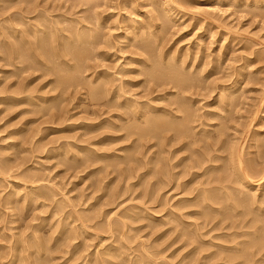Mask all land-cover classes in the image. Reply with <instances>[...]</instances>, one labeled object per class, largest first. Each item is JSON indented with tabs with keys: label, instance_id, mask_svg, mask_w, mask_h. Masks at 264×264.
<instances>
[{
	"label": "rangeland",
	"instance_id": "obj_1",
	"mask_svg": "<svg viewBox=\"0 0 264 264\" xmlns=\"http://www.w3.org/2000/svg\"><path fill=\"white\" fill-rule=\"evenodd\" d=\"M133 27L139 33L125 37L156 40L147 59L155 65L161 51L169 67L176 62L195 78L191 89L115 72L127 67L121 34ZM53 46L70 53L59 62ZM76 49H85L94 72L113 77L112 87L133 77L135 85L111 99L97 87L105 78L91 83L96 76L87 71L54 86L65 64H80L71 55ZM0 54V264L11 254V264H227L234 246L238 254L248 249L251 262L242 264L264 263V0H0ZM131 96L168 109L185 96L197 141L167 160L169 148L190 138L166 147L164 131L140 135L147 115L135 121L119 104ZM120 111L129 117L120 121ZM236 154L247 178L229 166ZM200 157L210 160L193 167ZM232 259L228 264H241Z\"/></svg>",
	"mask_w": 264,
	"mask_h": 264
},
{
	"label": "bare ground",
	"instance_id": "obj_2",
	"mask_svg": "<svg viewBox=\"0 0 264 264\" xmlns=\"http://www.w3.org/2000/svg\"><path fill=\"white\" fill-rule=\"evenodd\" d=\"M100 1V0H99ZM29 2V1H28ZM106 2V1H105ZM95 4H98V2H95ZM28 6V5H27ZM96 6V5H95ZM107 6V5H106ZM158 13V12H157ZM5 14V13H4ZM132 14V13H131ZM130 14V15H131ZM129 15V16H130ZM133 15V14H132ZM98 16V15H97ZM140 17V16H139ZM95 18V17H94ZM97 18V17H96ZM99 18V17H98ZM124 18V17H123ZM157 19V18H156ZM5 20V19H4ZM16 20V19H15ZM131 20V19H130ZM147 20V19H146ZM166 20V19H165ZM12 21V20H11ZM98 21H100V20H98ZM128 21V18H126V19H122V24L120 25V27H121V29L122 28H124L125 26H126V22ZM141 21V20H140ZM164 21V20H163ZM162 21V22H163ZM129 23V22H128ZM164 24H165V22H163ZM141 24H143V23H141ZM146 24V23H145ZM164 24H162V25H164ZM144 25V24H143ZM143 25H140V28L142 29V28H144L143 27ZM88 26V25H87ZM131 27V26H130ZM162 27H165V25L164 26H162ZM134 28V27H133ZM131 29L130 31H128V28H126L127 30L126 31H124V32H122L124 35H122L121 34V38L122 39H124V38H126L125 36L128 34V36L129 35H131V34H129L130 32H132V34H133V32L134 33H137L138 32V30H139V28H138V30H136V28H134V29ZM148 28V27H147ZM149 28H150V26H149ZM125 29V28H124ZM140 29V30H141ZM147 30V29H146ZM164 30V29H163ZM14 31V30H13ZM32 31V30H31ZM59 31V30H58ZM89 31V30H88ZM151 31V30H150ZM57 32V31H56ZM80 32V31H79ZM50 33H51V31H50ZM49 33V34H50ZM60 33V32H59ZM81 33V32H80ZM84 33V32H83ZM83 33H81V35L83 34ZM139 33V32H138ZM76 34H78V33H76ZM90 34V33H89ZM145 34V36H147L146 34L147 33H144ZM143 34V35H144ZM156 34V33H155ZM154 34V35H155ZM161 34V33H160ZM54 35V34H53ZM81 35H79L80 37H81ZM108 35V34H107ZM157 35H158V39L160 38L159 37V34H158V32H157ZM157 35H155V36H157ZM2 36V35H1ZM38 36V35H37ZM51 36V35H50ZM75 36H77V35H75ZM87 36H89V35H87ZM97 36V35H96ZM127 36V37H128ZM136 36V35H135ZM137 36H138V34H137ZM69 37V36H68ZM90 37V36H89ZM119 37H120V35H119ZM124 37V38H123ZM134 37V36H133ZM143 37V36H142ZM153 37V36H152ZM43 38V37H42ZM41 38V39H42ZM92 38V37H91ZM118 38V37H117ZM120 38V39H121ZM156 38V37H155ZM20 39V38H19ZM24 39V38H23ZM39 39V38H38ZM41 39H40V41H41ZM50 39V38H49ZM65 39H67V37L65 38ZM82 39V38H81ZM83 39H85L84 37H83ZM82 39V40H83ZM90 39V38H89ZM94 39V38H93ZM107 39V38H106ZM127 39V41H125V42H127V46H126V43L124 42V46L126 47L125 49L129 52H127L128 53V55L126 56V57H124V60L125 61H123L124 63H122L121 65L122 66H124V65H126L127 67H119L120 69L118 70V68H117V70L118 71H115V72H117V73H124V74H126V75H128V74H130L131 75V73L132 74H135V76H137L138 77V75L140 76L141 74H143L142 76H144L145 77V81L146 82H148V84H149V82L150 83H152V84H154V86H162L163 85V87H164V85H167V84H171L172 86H173V88L175 87V88H177V89H179L180 91H182V92H185V91H188L189 89H191V86H192V84L194 83V79H193V77L191 78V76L190 75H187V74H185V73H183L181 70H176L173 66H174V64H175V66H176V62L173 64V62H172V66L171 67H169L170 65H171V63H168V62H166L165 61V58L166 57H164L162 54H161V51H159V53H157V55H158V58H157V56L155 57V58H157L156 60H157V63L154 65L153 63H151V61H149V59H147V57H146V54L148 53L150 56H152V55H154V53L152 52V50H151V47H152V45H154V42L156 41L155 39V41H153V39H151V40H149L148 39V37H144V38H137V37H135V39L134 38H131V36H130V38L128 37V38H126ZM13 40V39H12ZM16 40H17V38H16ZM52 40H54V36H53V38H52ZM76 40H78L77 38H76ZM81 40V41H82ZM92 40V39H91ZM95 40V39H94ZM21 41H22V39H21ZM24 41V40H23ZM22 41V42H23ZM26 42H27V40H25ZM24 41V42H25ZM51 41V40H50ZM55 41V40H54ZM54 41H53V43H54ZM69 41H71L72 42V40H69ZM74 42H76L75 40H73ZM93 41V40H92ZM153 41V42H152ZM10 42V41H9ZM17 42V41H16ZM15 42V43H16ZM21 42V43H22ZM29 42V41H28ZM38 42H39V40H38ZM70 42V43H71ZM83 42H84V40H83ZM91 42V41H90ZM158 42H160V41H158ZM3 43V42H2ZM31 43V42H30ZM50 43H52V42H50ZM49 43V44H50ZM66 43H67V41H66ZM87 43V42H86ZM121 43V42H120ZM161 43V42H160ZM163 43H164V41H163ZM13 44V43H12ZM26 44V43H25ZM29 44V43H28ZM39 44V43H38ZM63 44V43H62ZM65 44V43H64ZM67 44H69V43H67ZM74 44V43H73ZM73 44H71V45H73ZM79 44H81V42L79 43ZM90 44V43H89ZM93 44V43H92ZM16 45V44H15ZM76 45V44H75ZM97 45V44H96ZM95 45V46H96ZM106 45V44H105ZM129 45H132L134 48L132 49H128V47H129ZM7 46V45H6ZM12 46V45H11ZM25 46V45H24ZM42 46V45H41ZM89 46V45H88ZM92 46V45H91ZM132 46H130V47H132ZM157 46H158V43H157ZM55 46H53V47H50V48H52L53 50H52V52H53V56L54 57H56L57 59L58 58H60V57H62V59H64L63 58V56L64 55H68L70 52H68L67 51V53H61L60 51L61 50H59L58 52L56 51V47L54 48ZM85 47V46H84ZM94 47V46H93ZM123 47V46H122ZM8 48V47H7ZM22 48V47H21ZM37 48H38V46H37ZM48 48H49V46H48ZM159 48V47H158ZM12 49V48H11ZM10 49V50H11ZM24 49V48H23ZM75 49V48H74ZM88 49V48H87ZM91 49V48H90ZM109 49V48H108ZM120 49V48H119ZM123 49V48H122ZM39 50V49H38ZM77 50V49H76ZM83 50H85V49H83ZM83 50H81V51H79V50H77V51H74V54H73V51H71V55H72V58H74L78 63L80 62V64L79 65H77V66H71V63L70 64H65L66 65V68H69V69H67L66 70V72L64 73V74H61L60 75V73L61 72H59V73H56V77H57V74H58V76L60 75V77H57L56 79H54L53 78V85L55 84H61V82H62V84H63V80H65V81H68V80H66V79H70L71 80V78L70 77H72V75L74 74V72L76 73V72H78V73H83V72H87V71H89L90 72V74L91 75H94V76H96V77H94L93 79L91 78V80H90V82L91 83H93V82H96L97 81V79L99 78V76H103V78H105V80L103 79V82H101V83H99V81L98 82H96V83H99L98 85H97V87H99V88H101L102 89V93H103V95H105V96H107L108 97V95H110V97H111V99H113L114 97H116V99H117V97H119V96H121L122 94H125V93H128V90H126V89H124L125 87V85L127 86H129V89H130V87H132V86H134L135 85V80H133L134 79V77L133 78H130V79H128V80H125V81H120L119 79V83L115 86V87H112V85H113V83H111V81H114L112 78L113 77H111V76H109V74H107V73H105L104 71V73L103 72H94V67H96V66H94V65H91V64H88L86 61L84 62V60L86 59V57H87V55H85L84 54V51ZM160 50V49H159ZM8 51V50H7ZM31 51V50H30ZM63 51V50H62ZM155 51V50H154ZM24 52V51H23ZM52 52L51 51H49V53H51L52 54ZM90 52V51H89ZM86 53V52H85ZM24 54V53H23ZM26 54H27V51H26ZM100 54V53H99ZM1 55V54H0ZM20 55V54H19ZM29 55V54H28ZM40 55V54H39ZM50 55V54H49ZM90 55V54H89ZM101 55V54H100ZM102 55H103V53H102ZM9 56V55H8ZM13 56H14V58H16V57H18V53H17V49L16 48H14V52H13ZM24 56V55H23ZM22 56V57H23ZM35 56V55H34ZM33 56V58H35ZM98 56V55H97ZM10 57V56H9ZM43 57V56H42ZM46 57V56H45ZM102 57H104V56H102ZM154 57V56H153ZM90 58V57H89ZM152 58V57H151ZM22 59V58H21ZM25 59H26V56H25ZM46 59V58H45ZM61 59V60H62ZM70 59V58H69ZM172 59V58H171ZM171 59H169V61L171 60ZM9 60V59H8ZM14 60V59H13ZM23 61H24V59H22ZM37 60V59H36ZM38 60H39V58H38ZM37 60V61H38ZM68 60V59H67ZM66 60V61H67ZM71 60V59H70ZM27 61H29V60H27ZM26 61V62H27ZM58 61H59V59H58ZM65 61V62H66ZM14 62V61H13ZM43 62H45V61H43ZM48 62V61H47ZM55 62H56V60H55ZM60 62V61H59ZM58 62V63H59ZM62 62H63V60L61 61V65H62ZM65 62H63V63H65ZM76 62V63H77ZM81 62H83L82 63V65H81ZM154 62H155V59H154ZM183 62V61H182ZM185 62V61H184ZM23 63V62H22ZM21 63V64H22ZM33 63V62H32ZM49 63V62H48ZM7 64V63H6ZM11 64V63H10ZM54 64V63H53ZM60 64V63H59ZM170 64V65H169ZM181 64V63H180ZM193 64V63H192ZM29 65V64H28ZM58 65V64H57ZM56 65V66H57ZM33 66V65H32ZM49 66V65H48ZM64 66V65H63ZM62 66V67H63ZM99 66V65H98ZM182 66H183V63H182ZM190 66V65H189ZM193 66V65H192ZM65 67V66H64ZM54 68V67H53ZM191 68V67H190ZM31 69V68H30ZM57 69H59L60 70V68H56V70ZM55 70V69H54ZM53 70V75H55V71ZM65 70V69H64ZM58 71V70H57ZM61 71V70H60ZM181 71V72H180ZM73 73V74H72ZM193 73V72H192ZM89 74V75H90ZM87 75V74H86ZM111 75V74H110ZM122 75V74H121ZM121 75H120V77H121ZM146 75V76H145ZM76 77H77V74L75 75ZM74 76V77H75ZM129 76V75H128ZM91 77V76H90ZM146 77H147V79H146ZM115 78V77H114ZM62 79V80H61ZM74 79V78H73ZM76 79V78H75ZM89 79V78H88ZM18 80H20V79H18ZM138 79H136V81H137ZM56 82V83H55ZM74 82V81H73ZM142 82V81H141ZM144 82V81H143ZM238 82V81H237ZM66 83V82H65ZM223 83V82H222ZM59 84V85H60ZM77 84V83H76ZM141 84V83H140ZM54 85V86H55ZM73 85V84H72ZM86 85V84H85ZM139 85V84H138ZM170 85V86H171ZM53 86V87H54ZM81 86V85H80ZM128 86H127V88H128ZM226 86V85H225ZM242 86V85H241ZM227 87V86H226ZM226 87H222L221 89L222 90H224V91H226ZM233 87H235V85L233 86ZM156 88V87H155ZM171 88V87H170ZM213 88V87H212ZM79 89V88H78ZM146 89V88H145ZM152 89V88H151ZM193 89V88H192ZM234 89V88H233ZM240 88H238V90H239ZM131 90V89H130ZM174 90V89H173ZM231 90V89H230ZM228 91V92H230V93H228L229 94V96H227L228 98H226V99H229V98H232V96H233V98L236 96L232 91ZM98 91V90H97ZM179 91V92H180ZM192 91V90H191ZM149 92V91H148ZM173 92V91H172ZM223 92V91H222ZM169 93V92H168ZM186 93V92H185ZM223 93H225V92H223ZM233 93V94H232ZM236 93V92H235ZM98 94V93H97ZM149 94V93H148ZM177 94V93H176ZM180 94V93H179ZM178 94V95H179ZM175 95V94H174ZM183 95H185V94H183ZM220 96H224V94H222L221 93V95ZM225 96H226V94H225ZM74 97V96H73ZM132 97V96H131ZM135 97V96H134ZM163 98V97H162ZM220 98V97H219ZM223 98V97H222ZM225 98V97H224ZM233 98L231 99L232 100V102H233ZM110 99V98H109ZM119 99H120V97H119ZM158 99V98H157ZM226 99H225V101H226ZM137 99L136 98H131V100L129 99V98H127V97H125L124 98V103H119L120 105H121V107H123V106H125V108H126V110H130V115H131V117L133 118V120H135V121H139L140 122V120L145 116V115H147V116H145L146 118H145V120H142V121H145L146 122V125H145V127L146 128H144V126L143 127H141L142 129H140L139 127L137 128L138 129V133L140 134V135H144V134H146L147 132L148 133H150V132H158L159 133V131H160V133H162L163 131L165 132V138H166V140H167V145H166V147H169V146H172V145H174V142H176V143H178L179 144V141H183V140H185V139H189L190 138V140H186V141H184V143L183 144H179L180 146L178 147H176V148H174L173 150H167V152H168V155L166 154V159L167 160H170L171 159V156L173 155V154H175L176 156H177V154L176 153H178L179 151H182L183 152V149H187L188 147V145H190V143L192 144V141L193 140H195L194 138H193V136H192V130L195 128V126L193 127L192 126V123L194 122V117H193V112H191V110H188V108H187V98L184 96H182L181 97V99L180 100H176V101H174V102H172V103H175V109H168L167 108V106H163V105H161L162 107H158V106H152V105H149V104H147V102H141V100L140 101H136ZM153 100V99H152ZM113 101V100H112ZM115 101V100H114ZM171 101H173V100H171ZM227 101H229V100H227ZM226 101V102H227ZM136 102V103H135ZM150 102V101H149ZM154 102H155V99H154ZM191 102V101H190ZM231 102V101H230ZM229 102V103H230ZM232 102H231V105H232ZM137 103H142L140 106H135V104H137ZM171 103V104H172ZM152 104V103H151ZM155 104V103H154ZM138 105V104H137ZM158 105V104H157ZM174 105V104H173ZM190 105V104H189ZM142 108H148V114L147 113H144L143 111V109ZM63 109V108H62ZM122 110V109H121ZM61 111V110H60ZM117 111V110H116ZM64 112V111H63ZM128 114H129V112H128ZM161 114V115H160ZM206 114V113H205ZM210 114V113H209ZM55 115V114H54ZM116 117H117V119L119 118V120L121 121V119H124V118H128L129 116H126V112H124V111H120L119 112V114L117 115L116 114ZM115 117V118H116ZM131 118V119H132ZM204 119V118H203ZM207 120V119H206ZM138 122V123H139ZM145 122H141L142 124H145ZM133 123H134V121H133ZM199 123V122H198ZM134 124H136V123H134ZM132 125V124H131ZM137 125V124H136ZM135 125V126H136ZM198 125V124H197ZM199 125H200V123H199ZM202 125V124H201ZM220 125V124H219ZM129 126V125H128ZM133 126V125H132ZM135 126H134V128L133 127H131V128H133L134 129V131L135 130H137V129H135ZM139 126H140V123H139ZM123 129V128H122ZM196 130V129H195ZM205 130V129H204ZM162 131V132H161ZM201 132V131H200ZM205 132H207V131H205ZM218 132V131H217ZM222 132V131H221ZM235 132V131H234ZM138 133H136V134H138ZM170 133H172V134H170ZM163 134V133H162ZM170 134V135H169ZM209 134V133H208ZM220 134V133H219ZM167 135H169L168 136V138H167ZM222 135V134H221ZM132 137V136H131ZM138 137H140V136H138ZM207 138V137H206ZM143 139V138H142ZM205 139V138H204ZM237 140V139H236ZM181 141V142H182ZM195 141H197V140H195ZM163 142V141H162ZM187 144H186V143ZM206 142V141H205ZM140 143V142H139ZM208 143V142H207ZM178 144H176V145H178ZM205 144V143H204ZM206 145V144H205ZM210 144L208 143V145L207 146H209ZM232 146V145H231ZM153 147V146H152ZM165 147V146H164ZM175 147V146H174ZM201 147V146H200ZM223 147V146H222ZM221 147V145H219V147L218 148H222ZM235 147V146H234ZM162 148V147H161ZM190 148V147H189ZM202 148V147H201ZM205 148H206V146H205ZM204 148V149H205ZM208 148V147H207ZM214 148V147H213ZM217 149V148H216ZM227 149V148H226ZM240 149H241V147H240ZM242 149H243V146H242ZM166 150V149H165ZM196 150V149H195ZM195 150H194V152H195ZM201 150V149H200ZM219 150V149H218ZM235 150V149H234ZM198 151V150H197ZM196 151V152H197ZM202 152V151H201ZM218 152V151H217ZM160 153V152H159ZM203 153V152H202ZM228 153V152H227ZM230 153V152H229ZM228 153V154H229ZM233 153H235V152H233ZM232 153V154H233ZM130 154V153H129ZM135 154V153H134ZM155 154V153H154ZM153 154V155H154ZM179 154H180V152H179ZM208 154V153H207ZM210 154H211V152H210ZM231 154V155H232ZM217 155V154H216ZM237 155V157L235 158L234 157V159H233V157H232V159L231 158H229V166H230V168L234 171V173H236L237 175H241V177H243V178H247V175L246 174H248L247 172H246V170L248 169H246L245 170V168L243 167V165H242V160H241V158L239 157L240 156V154L238 155V154H236ZM130 156H132V155H130ZM162 156V155H161ZM175 156V157H176ZM208 156V155H207ZM215 156V155H214ZM232 156H235V155H232ZM135 157V156H134ZM159 157V156H158ZM172 157H174V155L172 156ZM185 157L186 156H181L174 164L177 166V165H179L184 159H185ZM230 157V156H229ZM157 158V157H156ZM165 158V157H164ZM226 158V157H225ZM150 159V158H149ZM154 159H155V157H154ZM158 159V158H157ZM161 159V158H160ZM166 159H163L164 161H166ZM203 159V161L201 160V157H200V159L198 158H195L194 159V161H192V162H195L196 161V163H193L194 165H192V162H191V165L193 166V167H201V166H203V164H205L206 163V161H209L210 159H211V156H210V159H208V160H204V158H202ZM218 159V158H217ZM153 160V159H152ZM172 160V159H171ZM170 160V161H171ZM223 160V159H222ZM227 160V159H226ZM218 161V160H217ZM224 161V160H223ZM244 161H245V159H244ZM157 162V161H156ZM168 162V161H167ZM131 163V162H130ZM155 163V162H154ZM154 163L152 162V165H154ZM183 163V162H182ZM181 163V164H182ZM208 163V162H207ZM213 163V162H212ZM228 163V162H227ZM245 163V162H244ZM164 164H165V162H164ZM173 164V165H174ZM180 164V165H181ZM216 164V163H215ZM158 165V164H157ZM173 165H171L170 167H172ZM174 165V166H175ZM190 165V166H191ZM222 165V164H221ZM224 165V164H223ZM227 165V164H226ZM168 166H169V164H168ZM173 166V167H174ZM175 166V167H176ZM189 166V167H190ZM156 167V166H155ZM164 167H167L166 165L164 166ZM192 167V168H193ZM206 167H208V166H206ZM205 167V168H206ZM218 167H220V166H218ZM178 168V167H177ZM191 168V167H190ZM203 168V167H202ZM213 168V166L211 167V169ZM196 169V168H195ZM215 169V168H214ZM220 169H222V173H221V175L223 176V175H226V174H224V173H226L224 170L225 169H223V167L221 168H219L218 170H220ZM250 169V168H249ZM132 170V169H131ZM155 170H156V168H155ZM154 170V171H155ZM170 170V169H169ZM190 170V169H189ZM199 170V169H198ZM207 170V169H206ZM229 170V169H228ZM227 170V171H228ZM160 171V170H159ZM165 171H166V169H165ZM168 171V170H167ZM221 171V170H220ZM248 171V170H247ZM132 172V171H131ZM219 172V171H218ZM166 174V173H165ZM173 174V173H172ZM171 173H170V175H172ZM179 174H180V172H179ZM231 173H229V175H230ZM169 175V174H168ZM169 175V176H170ZM176 175V174H175ZM229 175H227V176H229ZM131 176V175H130ZM162 176V175H161ZM169 176H167V177H169ZM174 176V175H173ZM221 176V177H222ZM249 176V175H248ZM129 177V176H128ZM185 177V176H184ZM230 178V177H229ZM232 178H234L233 176H232ZM236 178V177H235ZM177 179V178H176ZM228 179V178H227ZM161 180V179H160ZM264 180V179H263ZM168 182V181H167ZM174 182V181H173ZM237 182V181H236ZM169 183V182H168ZM223 183V182H222ZM233 183V182H232ZM250 183V182H249ZM262 183V179H261V181H260V183H258V185L260 186V184ZM213 184V183H212ZM224 184V183H223ZM237 185H238V183H237ZM248 185V184H247ZM251 185V184H250ZM257 186V185H256ZM255 186V187H256ZM233 187V186H232ZM254 187V188H255ZM221 189V188H220ZM207 190V189H206ZM227 190V189H226ZM202 192V191H201ZM238 192V191H237ZM227 194H228V192H226ZM200 194V193H199ZM220 194V193H219ZM236 194V193H235ZM241 194V193H240ZM196 195V194H195ZM204 195V194H203ZM231 195V194H230ZM229 195V196H230ZM238 195V194H237ZM242 195H243V197L245 196V194H243L242 193ZM246 195H247V192H246ZM199 196V195H198ZM209 196V195H208ZM253 196V195H252ZM201 197V196H200ZM211 197H212V195H211ZM242 197V196H241ZM232 198V197H231ZM205 199V198H204ZM207 199H208V197H207ZM211 199V198H210ZM239 199V198H238ZM254 199H255V196H254ZM211 200H213V199H211ZM225 200V199H224ZM236 200H237V198H236ZM235 200V198H234V201L235 202H237ZM258 200V199H257ZM201 202H202V200H201ZM210 202V201H209ZM226 202V201H225ZM8 203V202H7ZM230 203V202H229ZM228 203V205H229V207L230 206H234L233 204H229ZM232 203V202H231ZM238 203V202H237ZM201 204V203H200ZM202 204H204V203H202ZM222 205V204H221ZM226 205V204H225ZM243 205V204H242ZM202 206V205H201ZM222 207V206H221ZM206 208V207H205ZM221 209V208H220ZM223 210H224V208H223ZM242 210V209H241ZM202 211V210H201ZM205 212V211H204ZM218 213V212H217ZM208 216V215H207ZM210 216V215H209ZM225 216V215H224ZM256 219V218H255ZM263 219V218H262ZM203 220V219H202ZM196 223V222H195ZM190 224V223H189ZM243 226V225H242ZM261 226V225H260ZM251 227V226H250ZM196 229V228H195ZM247 229V228H246ZM252 229V228H251ZM251 231V230H250ZM170 232V231H169ZM184 232V231H183ZM253 232L254 231H251V233L253 234ZM235 233V232H234ZM238 233V232H237ZM249 233V232H248ZM247 233V234H248ZM251 233H249V234H251ZM256 233H258V232H256V229H255V234ZM73 235V234H72ZM71 236V235H70ZM248 236H250V235H248ZM258 236V238H259V236L260 235H257ZM246 237V236H245ZM255 237V235L252 237V238H254ZM169 238V237H168ZM247 238V237H246ZM248 239V238H247ZM255 239V238H254ZM67 240V239H66ZM250 240V239H249ZM65 241V240H64ZM255 241V240H254ZM61 242V241H60ZM187 242V241H186ZM246 242V241H245ZM250 242V241H249ZM173 243V242H172ZM189 243V242H188ZM241 243H243V242H241ZM245 244V243H244ZM249 244V243H248ZM25 245V244H24ZM55 245V244H54ZM235 245V244H234ZM233 245V246H234ZM241 246V245H240ZM251 246V245H250ZM262 246H264L263 244H262ZM62 247V246H61ZM201 247V246H200ZM246 247H247V245H246ZM249 247V246H248ZM3 248V247H2ZM1 247H0V249H2ZM10 248V247H9ZM22 248V247H21ZM203 248V247H202ZM233 248H235V246L234 247H232V250H233ZM253 248V247H252ZM6 249V248H5ZM42 249V248H41ZM72 249V248H71ZM197 249H198V247H197ZM225 249V248H224ZM227 249V248H226ZM239 249V248H238ZM260 249V251H261V249H262V247H260L259 248ZM196 250V249H195ZM231 249L228 251V252H230V254L228 255H226L225 254V261L226 260H228V262L230 261V262H232V258H233V256L234 257H240V258H242L241 259V264H242V261L243 260H246V261H244L245 263L247 262H251V260L250 261H247L249 258V253L247 254L246 253V251L245 250H247L248 251V249L246 248L245 249V247H240V251H241V253H236V252H234V251H232ZM256 250V249H255ZM25 251V250H24ZM23 251V252H24ZM37 251V250H36ZM231 251L234 253V254H231ZM243 251V252H242ZM250 251V250H249ZM253 251V250H252ZM258 252V249H257V251H255V253L256 254H260L261 252ZM2 252V251H1ZM15 252V251H14ZM13 252V253H14ZM16 252H17V250H16ZM21 252V251H20ZM19 252V254L20 255H22L21 253ZM193 252V251H192ZM220 252V251H219ZM239 252V251H238ZM258 252V253H257ZM5 253H6V251H5ZM67 253V252H66ZM217 253H218V251H217ZM220 253H222V252H220ZM236 253V254H235ZM252 253V252H251ZM254 253V252H253ZM252 253V254H253ZM254 253V254H255ZM262 253H263V251H262ZM261 253V254H262ZM1 255V254H0ZM3 255V254H2ZM17 255H18V253H17ZM19 255V256H20ZM37 255V254H36ZM214 255V254H213ZM233 255V256H232ZM251 255V254H250ZM3 256H5V255H3ZM224 256V255H223ZM256 256V255H255ZM264 256V255H263ZM16 257V254H11L10 255V257H8L9 259L7 260L8 261V263H6V264H11L13 261H14V258ZM18 257V256H17ZM21 257V256H20ZM26 257V256H25ZM29 257V256H28ZM41 257V256H40ZM247 257V258H246ZM250 257H252V255L250 256ZM262 256H260V258H261ZM1 258V257H0ZM3 258V257H2ZM5 258V257H4ZM21 258H24V257H21ZM33 258V257H32ZM78 258V257H77ZM76 258V259H77ZM210 258V257H209ZM217 258H218V256H217ZM228 258V259H227ZM253 258H255V257H253ZM258 258V257H257ZM264 258V257H263ZM20 259V258H19ZM97 259V258H96ZM198 259V258H197ZM214 259V258H213ZM256 259V258H255ZM18 260V258L16 259V261ZM23 262H24V260H25V258H24V260L23 259H21ZM36 260V259H35ZM104 260V259H103ZM234 260H236V259H234ZM253 260V259H252ZM258 260V259H257ZM1 261H2V259H1ZM0 261V262H1ZM18 261H20V260H18ZM17 261V262H18ZM21 261V262H22ZM222 261V260H221ZM238 261H240V259L238 260ZM262 261V260H261ZM261 261H259V262H261ZM228 262H227V264H228ZM236 262V261H235ZM234 262V263H235ZM253 262V261H252ZM257 262V261H256ZM264 262V261H263ZM97 263V262H96ZM95 262L93 263V264H96ZM233 263V264H234ZM237 263H240V262H237ZM236 263V264H237ZM16 264V263H15ZM97 264H101V263H97ZM205 264V263H204ZM225 264V263H224ZM232 264V263H231ZM252 264V263H251ZM254 264H255V262H254ZM261 264V263H260ZM264 264V263H263Z\"/></svg>",
	"mask_w": 264,
	"mask_h": 264
}]
</instances>
